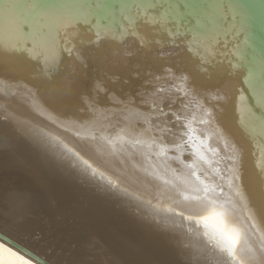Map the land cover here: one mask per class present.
<instances>
[{
  "label": "bare ground",
  "instance_id": "bare-ground-1",
  "mask_svg": "<svg viewBox=\"0 0 264 264\" xmlns=\"http://www.w3.org/2000/svg\"><path fill=\"white\" fill-rule=\"evenodd\" d=\"M64 47L66 52L64 55L62 54L56 58L46 59V61H43L39 57L38 59L37 57L30 56L21 58L22 61L20 63H22V67L13 62L9 63L16 68V71L25 70L29 72V69H31L34 72L39 71L44 75H48V81L50 82L49 87H51V91L56 93V96L52 97H57L58 100L62 98L64 108H66L65 113L67 115L88 118V113L91 112L80 100L90 95L95 97L91 108L98 115L103 111V113H105V111L109 112L108 114L112 115L114 119L104 115L102 120L103 123L109 124L107 128L101 129L98 125L99 131L95 129H84L81 130L77 136L70 131L75 124L70 122L68 117H64V114L59 116L60 118H55L57 114L55 109H51L50 111L39 109L40 107L33 105L30 101H28V103L24 101L26 96H22L15 92L4 93L2 92L3 87L0 86V112L6 115L7 118L8 116L16 115L18 121H20L17 123L21 125L23 128L22 130H28V136L34 139L39 147L57 156V165H53L52 160L51 164L49 163L45 166L46 168L49 169L54 166L61 170L64 169L62 173L58 169V173H61L60 176H62V178L59 176L57 180L61 179L62 185L61 188H55L53 185L56 179H53L54 177L50 178L51 176H49L52 174L50 172L51 170L46 171L42 170V168L40 169L39 165L41 163L39 164L38 161H36L35 165H32L35 167L31 169L28 168L29 170H27L28 172L26 171V173L39 182L42 181V178H45L48 181L47 185L43 184V189L40 188V190H38L37 188L39 185L35 184L36 186L32 188L34 193L32 195L33 197L31 196V203L25 209H21L17 203L9 199L10 191L7 193L8 189L7 191L4 190L5 193L0 197V203L2 205L0 209H4L5 212L4 210L0 212L4 217L0 216V223L2 226H5L13 219L17 230L26 228L27 225H32L35 229H39L38 226H40L45 230L51 229L58 224L63 225L67 223L70 225L72 223H78L81 226L74 227L72 229L74 232L69 235L64 234L65 232H60L58 237L63 238L66 236L68 240L78 243L82 242L87 245H81V247L74 251L71 250L73 256L71 259H68L63 255L64 253L56 257L53 254L45 253V250L42 251L41 249H37L35 247L36 241L30 243L27 241L28 244H26L24 240H19V238L16 237V233H10L8 231L9 234H7L5 232L6 227L1 231L10 237L13 236V239L54 264H80V261L81 264H111L108 261L110 256H115L114 258L121 264H234L231 257L226 253L221 252L218 248L213 250V246L207 244L209 236L219 239L211 221L208 226H205V224L199 220L194 222L188 221L187 219H182L173 212L162 210L163 208L171 207L175 209V212H181L182 210L187 215L207 214V210L210 208L209 205L190 199L186 200L185 197L199 194L197 190L195 192L193 189H197V186L202 185V182H214L213 189L224 183L220 172L218 171L219 174L214 172L218 162L215 161L214 155L212 156L205 146V142L209 144V142L213 143L215 140H218V133H216V131H210L214 130L212 128L209 129L210 135L204 133L198 129L201 126V124L198 123L202 116L212 118L217 116L218 118L217 114L209 116L208 111H210V106L207 104L209 101H206L205 98L210 95H225L223 94L225 93V86L219 90H212L209 95L207 93L208 96L201 94L199 105L194 98L189 97V99L184 102L190 106L188 111H184V104L179 106L178 111L184 120L185 129L190 130L187 137L183 136L184 129H181L179 126L174 129L177 135L160 133L158 129L163 126L165 120H170L171 116L163 117L155 115L157 108L155 106L150 107L148 103V101L155 100L158 105L166 108L168 104L173 102L176 95L173 94L172 97L167 96V94L154 95V89L149 86V76L155 75L165 78L166 83L164 86H168L170 83L174 82L171 79V73H175L176 76H190L192 82L189 86V90H192L194 89L193 86H196L198 81L201 82L203 86L214 83L215 77L219 78V76L216 75L220 73L221 76L224 71L219 68L208 69L209 75L205 76L198 68V60H193L190 62L189 66L182 67L177 60L171 61L169 57H163L162 51L154 53L151 51L150 54L148 50L138 52L133 48L124 50L121 53L117 50H114V53H109L110 51H106L105 49L104 51L101 50V47L97 44H87L78 40L71 41V43L68 42L66 46L64 44L63 48ZM154 47V44L151 43L150 49ZM69 49H71V54L68 51ZM132 55L137 57L133 62L124 60ZM64 58H71L75 65H77V69L75 70L70 67L71 70L66 72L68 76L77 77L75 76L77 70L81 69V73L82 70H84L87 75H93L92 78L89 77V79H91L90 86L94 88L97 87V84L102 83L106 85L103 86L105 91L98 92L97 88H94L89 94L83 85V83L85 84L87 76L82 75L79 76L78 79L74 78L72 81L61 79L58 76L61 74V71L59 69H57V71L52 67H57L59 64L60 67L63 66L66 68L63 64L66 60ZM71 64L72 62L69 65ZM132 69H141L143 72L142 74L137 73V75H140L138 78H132L130 75H135L133 71H136ZM177 69H179V71H177ZM14 71L12 67L6 68V74L11 72L14 73ZM230 77H233V75H230ZM69 82H73V84H69ZM120 82L123 83L121 84ZM0 84L2 85L1 80ZM190 87H192V89ZM67 88L69 91L73 92L69 95L60 93V89L67 91ZM140 98H143V102L137 103ZM128 100L133 101L131 108L124 106V103ZM44 103L54 107L51 104L52 102L44 101ZM72 105L75 106L77 112L73 113V109H68ZM212 108L211 106V109ZM134 112H139L144 116L150 117L151 125L142 121L139 116L132 115ZM221 117L222 116L219 115L220 120H218V122L223 120ZM3 118H5V116ZM6 121L5 124L9 119L7 122ZM17 123H15V125ZM2 125L6 127V125ZM14 126L12 127L15 128ZM62 126H64V130ZM149 126H151V135L145 131ZM207 128H209V124L205 126L206 130H208ZM92 131L96 134H94V140L90 141ZM21 132L22 131L14 133L1 132L0 137L4 140H8V138H5L8 136L10 137L9 139L13 137V141L17 142L19 138L22 137V134H20ZM109 133L115 136V139L118 141L113 144L118 145H113L111 142L112 140L107 138ZM127 133H129V135H127ZM103 134H106V136H103ZM161 135L164 136L167 143L161 144L159 140L153 143L152 137H159ZM133 136H137L145 142L135 153L129 148ZM8 141L10 142V140ZM173 141H178L183 146L179 149L172 150L171 143ZM15 142H13V144ZM17 143L20 144L19 142ZM26 143L27 142H25V145L27 146ZM148 145H151V147L149 148ZM9 146L11 147V145ZM21 148L8 147L0 149V155L2 156L0 158L7 159L8 164L6 167L8 166L11 170L16 169L19 172H23V170L29 166L27 161H30L32 164L34 155L36 156L37 153L36 148L29 149L28 153L24 152ZM161 148L164 149L163 152L160 151ZM34 151L36 152L35 154ZM93 151L94 153H92ZM8 152L12 154L10 157L6 156V154H9ZM166 152L169 153V155L170 153L176 155L177 153L184 152L181 157L183 163L173 160L168 161L166 157L163 156ZM38 153H40V150ZM95 153H97V155ZM39 156L41 157L40 154ZM90 156L93 157V159H91ZM43 158L44 157H41V159ZM48 161L47 159L46 162L48 163ZM82 161H87L88 165H90L87 171L84 170L85 165ZM193 161H195V165L201 166L202 164L203 167H206L207 171L209 169L211 172H214L215 175L212 174V176H209L207 173L195 174L197 167L194 166L195 170L188 167V165L193 164ZM238 161L239 160L234 162ZM169 163H172V166H170ZM173 165L178 167V169H175L176 167ZM243 168L245 170L242 169L240 172L245 178H243L244 186L241 187V190L245 196L240 195L238 191H236L237 195L235 196L230 187L228 189L226 185H223L222 187L225 188L224 190L227 191V194L231 198L224 200V198L212 194V199L216 202V206L219 207L230 204L232 205L231 210L238 212V214L226 213L225 223L229 229H236L240 233L241 243L237 251L239 259L243 261V264H264L262 260V258H264V249L260 246L262 240L257 238L255 230L252 228V231H248V234L242 233L240 225H237L234 223L235 220H232L233 218L241 217L248 223L254 219V221L257 220V222H261V227H264V218L260 207H258L260 206V202L258 199H253L256 190L258 191L257 184L262 182L260 181V175H253V169L255 168L253 167L252 161L248 159ZM143 169L149 170L150 174L145 173ZM52 170H54V168ZM161 171L164 172L165 177H163V179H173L174 177L177 178L180 183H176L177 185L172 184L171 187L168 186L169 184L166 185V183L165 186H162L163 184L161 183L164 182L163 180L154 179L155 173ZM172 173L178 177L171 175ZM182 173H184L183 176H181ZM197 177H199V179H197ZM34 183L36 182L31 183V181H29L26 185L30 187L34 186ZM40 184H42V182H40ZM255 184L257 189L255 188ZM178 185L180 187H178ZM188 185L190 186L188 187ZM138 186L143 190L151 189V191L166 198L169 202H151L150 196L138 190L136 188ZM69 187L77 188L82 199L72 197L64 192V190H68ZM14 189H16V187ZM184 189H187V191H179ZM190 191L192 193H190ZM251 194L252 196L250 197ZM90 207H93L95 211L89 212L88 209ZM247 207H249L251 213L248 212ZM261 208L264 210V203ZM24 211L25 214L26 212H30L35 216L37 212L44 213L46 216L51 214L60 216L65 211H69L70 214L67 219L64 215H62L59 220L50 219L48 220L49 225L44 227L39 225L34 218L29 217L28 214L23 217L22 214ZM186 214L185 216H187ZM77 218L78 221H75ZM190 229L194 230V233ZM0 264H19V262L9 256L8 253L0 251Z\"/></svg>",
  "mask_w": 264,
  "mask_h": 264
},
{
  "label": "water",
  "instance_id": "water-1",
  "mask_svg": "<svg viewBox=\"0 0 264 264\" xmlns=\"http://www.w3.org/2000/svg\"><path fill=\"white\" fill-rule=\"evenodd\" d=\"M215 4H222L224 7L222 9L205 7ZM6 5L14 7L6 8ZM26 5L55 7L30 9L25 7ZM97 34L99 39H97ZM75 40L87 44H97L101 50L105 49L110 51L109 53H114V50L121 53L133 48L138 52L148 50L150 54L151 51L153 53L162 51L163 57H169L171 61L177 60L182 67L189 66L193 60H198L192 54L196 50L197 44L206 51L215 52V62L208 69L219 68L224 73L221 76L220 73L217 74L216 76L219 78L215 77L214 83L203 86L197 80V85L193 86L194 89L190 88L198 90L200 94L207 95L208 93L209 95L212 90H219L225 86V93H223L225 95H222L224 97L222 101L207 100L209 101L207 103L210 106L209 110L213 115L217 114L218 118L217 116L215 118L202 116L198 123L201 124L198 129L204 133L209 135L210 131L218 133V140L213 143L209 142V144L205 142V146L218 162L219 165H216L214 172L218 174L220 172L224 183L213 189L214 182H202V185H198L197 189L208 185L211 187L213 195L220 196L225 200L231 198L222 187L226 185V188H231L235 196L237 195L236 191L245 196L241 190L245 177L240 170H245L243 166L248 159L252 161L255 168L253 175H260V181H262L257 184L258 191L256 190L253 199L259 200L260 206L258 207H260L264 218V210L261 208L264 203V0H0V80L2 82L0 86L3 87L2 92H15L26 96L24 101L27 103L30 101L42 110L55 109L57 111L55 118L64 114V117H68V120L75 124L70 131L78 136L84 129L99 131V124L88 125L86 123L92 113H88V118L67 115L62 98L58 100L57 97H52L56 96V93L49 87L48 75L39 71L34 72L31 69L29 72L16 71V68L9 63L13 62L21 66V58L30 56L39 57L43 61L56 58L66 53L65 47L63 48L64 44L66 46V43ZM246 40L249 42L247 45L245 44ZM151 43L155 46L152 49H150ZM238 49L243 59L235 55ZM64 59L66 60L63 64L66 68L60 67L59 64V67H52L61 71V74L58 75L61 79L72 81L83 75L87 76L83 85L89 94L94 88H97L90 86L91 79L89 77L92 78L93 75H87L84 70L82 73L81 69H78L77 73L74 72L77 77L68 76L66 72L71 68L77 69V65L71 58ZM136 59L137 57L132 55L124 60L133 62ZM71 62L72 64L69 65ZM8 67H12L15 70L14 73L6 74ZM132 70H136L133 71L135 75H130L132 78H138L140 75L137 73L142 74L143 72L141 69ZM69 84H73V82H69ZM102 86L106 85L102 84ZM72 92L68 88L67 91L60 89L61 94L69 95ZM94 99L95 97L88 95L80 101L88 107L85 101L92 106ZM44 101L52 102L54 107L45 104ZM211 106L215 110L211 109ZM68 109H73V113L77 112L73 105ZM108 113L105 111L106 116L114 119ZM219 115L223 119L220 122H218ZM207 124H209L208 130L205 129ZM103 125L106 126L103 128L109 126L107 123H103ZM62 127L64 130V126ZM210 128L214 130L209 131ZM94 134L96 133L92 131L90 141L94 140ZM107 136L112 140V144L118 142L111 133ZM95 154L97 155V153ZM163 156L169 161L172 160L171 157L174 154L170 153L169 155L166 152ZM90 158L93 159L91 156ZM237 160L239 161L234 162ZM171 164L169 163L170 166H172ZM195 166L197 170L190 168L195 170V174L215 175L209 169L207 171L202 164ZM143 170L150 174L149 170ZM171 175L178 177L173 173ZM183 175L184 173L181 176ZM163 177H165L164 172L161 171L155 173L154 179L163 180L162 186H165V183L169 184V187L172 184L180 183L177 178H168L166 181ZM178 187L180 186L178 185ZM136 188L150 196L151 202L167 201L166 198L157 195L151 189L143 190L139 186ZM197 189L193 190L196 192ZM179 191H187V189ZM190 193L192 192L190 191ZM231 206L230 204L223 205L226 213L238 214L231 210ZM239 208L241 209V207ZM247 209L251 213L249 207ZM232 220L240 225L242 233L248 234V231H252L253 228L257 238L264 239V227H261V222L253 219L247 223L241 217ZM190 230L194 233V230ZM0 245L29 260L30 264H54L1 230ZM262 260L264 261V258Z\"/></svg>",
  "mask_w": 264,
  "mask_h": 264
},
{
  "label": "snow or ice",
  "instance_id": "snow-or-ice-1",
  "mask_svg": "<svg viewBox=\"0 0 264 264\" xmlns=\"http://www.w3.org/2000/svg\"><path fill=\"white\" fill-rule=\"evenodd\" d=\"M14 7L13 5H6V8ZM27 8H37V7H55V6H39V5H26ZM205 7H211L215 9H222L224 5L222 4H215V5H209ZM229 7H231L229 5ZM97 39H99V35L97 34ZM249 42L246 40L245 44L247 45ZM196 50L192 53L199 61L198 68L202 74L205 76L209 75L208 68L215 62V55L216 53L213 51H206L202 46L196 45ZM191 51V48L189 49ZM71 54V49L68 50ZM240 57V59H243V56L240 54V50L238 49L236 54ZM54 68V66H53ZM179 71V69H177ZM171 79L174 81L173 83H170L168 86H164L166 81L165 78L160 76H149L148 82L149 86L154 89V95H162L167 94V96L172 97L173 94L175 95V99L171 104H168L167 107H162L157 104L155 100L148 101L149 106H155L157 108V112L155 115L157 116H163V117H169L171 116L170 120H165L162 127L158 129V131L162 134H172L177 135V133L174 131V129L179 126L181 129H184L183 136L187 137L189 135L188 129H185L184 120L182 118V115L178 111L179 106L181 104H184V111H188L189 105L185 104L184 102L189 99V97H192L196 100V103L200 104L201 94L198 90H189V86L191 84L190 76H176L175 73H171ZM160 85V86H157ZM97 90L98 92H104L105 89L101 84H97ZM207 100L211 101H222L224 99L223 96H208L205 98ZM143 102V98H140L137 103ZM86 104H88V110L92 113V118H90L86 123L88 125H97L99 124L100 127L103 129V120L102 117L105 115V113L101 112L99 115L91 108V104L85 101ZM124 103V102H122ZM133 104L132 100H128L126 103H124L125 107L131 108V105ZM209 116L212 115V112L209 111ZM132 115L139 116V118L144 121L145 123L151 125V118L144 116L143 114L139 112H134ZM138 130V129H137ZM148 134L151 135V126H149L145 130ZM153 143H155L157 140H159V143L165 144L167 141L164 139V136L161 135L159 137H152ZM145 142L142 141L139 137L133 136L132 140L129 144L130 150L135 153L138 148L143 145ZM183 145L178 141H173L171 143V149H179ZM150 148L151 145H148ZM161 152L164 151L163 148L160 149ZM150 155V153H149ZM182 153H177L171 159L173 161H179L180 163H183V160L181 159ZM82 163L85 165V171H87L90 168V165H88L87 161H82ZM195 161H193V164L188 165L189 168H194ZM94 175V173H93ZM199 179V177H197ZM197 192L199 194L191 196V197H185L186 200H192L196 202H201L206 205H209L210 208L207 210V214L204 215H197V214H189L185 216V212H175V209L171 207L163 208V211L166 212H173L176 215H179L182 219H187L188 221H201L205 224V226H208L209 222L211 221L214 225L217 235L219 239H216L213 236L208 237L207 244H211L213 246V250L218 248L221 252L226 253L229 257H231L234 264H243V261L239 259L237 256V251L239 248V245L241 243V236L238 230L236 229H229L225 223V216L226 212L223 208V206H216V202L212 199V189L208 185H204L202 188L197 189ZM9 199L13 202L17 203L21 209H25L30 203H31V193L27 191H13L9 193ZM261 246L264 248V239L261 241ZM0 251L8 253L9 256L13 257L14 260L18 261L19 264H30L29 260L24 259L23 257L17 255L14 252H11L10 249L5 248L3 245H0Z\"/></svg>",
  "mask_w": 264,
  "mask_h": 264
},
{
  "label": "rangeland",
  "instance_id": "rangeland-1",
  "mask_svg": "<svg viewBox=\"0 0 264 264\" xmlns=\"http://www.w3.org/2000/svg\"><path fill=\"white\" fill-rule=\"evenodd\" d=\"M0 128H1V130H0V133L1 132H6V133H14V132H17V131H22L20 134H22L21 136L22 137H20L19 138V141H17V142H19L20 144H18L17 142H15V141H13V137H11V139H9L10 137L8 136V137H5V138H8V140H10V142L8 141V140H4V139H2L1 137H0V149L2 148H21L22 146V150H24V152H29L28 150L29 149H31V148H36V152L34 151V154L36 153V156L34 155V162L32 161V164H31V162L30 161H27V163H29V166H25L26 168L23 170V172H19V171H17L16 169H13V170H11V169H9V167L7 166L6 167V165L8 164L7 163V159L6 158H0V197L2 196V194H4L5 192H4V190H6L7 191V189H8V192L7 193H9V191L10 192H13V191H26L27 189V192H29V193H31V196L33 195V193H34V191L32 190V188L33 187H35L37 184L39 185L38 186V190H40V188L41 189H43V187H44V185L43 184H46L47 185V180L45 179V178H42V181H40V182H42V184H40V182L37 180V179H34L31 175H29L28 173H26V171L27 170H29V169H31L32 167H35V166H32L33 164L35 165V162L36 161H38V163L40 164L39 165V168L41 169L42 168V170H46V171H50L52 174L51 175H49V176H51L50 178H52V177H54L53 179H56L55 180V182H54V187L55 188H61V185H62V183H61V179H58L57 180V178H59V176H60V174L64 171V169H60V168H56V167H54V166H52V167H50L49 169L48 168H46L45 166L47 165V164H51V161H52V164L53 165H57V156L55 155V154H53V153H51V152H49L48 150H43L41 147H39L38 145H37V142H35L34 141V139H32V138H30L29 136H28V134H29V131L28 130H22L23 128L21 127V125L19 124V123H17V122H20V121H18V117L16 116V115H13V116H8V118L6 117V115H3V113L2 112H0ZM5 116V118H3ZM15 118V119H14ZM3 119V120H2ZM8 119H9V121H8ZM8 122H7V121ZM2 121V122H1ZM5 121L7 122L6 124H5ZM16 121V122H15ZM15 123H17L16 125H15ZM2 124H4V125H6V127H7V125H8V127L6 128L5 126H3ZM11 124V125H10ZM15 125V126H14ZM2 126V127H1ZM12 126H14L15 128H13ZM12 127V128H11ZM14 129V130H13ZM17 130V131H16ZM25 133V134H24ZM2 140H4V141H2ZM22 141V143H21V141ZM7 141V142H6ZM5 144H4V143ZM13 142H15L14 144H13ZM25 142H27L26 144H27V146L25 145ZM8 143H10V144H8ZM4 144V145H3ZM13 144V145H12ZM16 144V145H15ZM32 144V145H31ZM3 145V146H2ZM9 145H11V147L9 146ZM20 145V146H19ZM5 146H7V147H5ZM13 146V147H12ZM31 147V148H29V147ZM24 147H25V149H24ZM39 150H40V153H38L39 152ZM43 151V152H42ZM43 153V155H42V153ZM9 154L7 155L6 154V156L7 157H10L12 154L10 153V152H8ZM19 153V152H18ZM49 153V154H48ZM39 154L41 155V157H44L43 159H41V157L39 156ZM51 154H53V155H51ZM37 155H38V157H37ZM45 155V156H44ZM49 156V157H48ZM0 157H2L1 155H0ZM48 157V158H47ZM50 161H48V163L46 162V160L47 159ZM44 159H46V160H44ZM55 159V160H54ZM40 160V161H39ZM46 163H45V162ZM56 162V163H55ZM43 163V164H42ZM45 164V165H44ZM43 165V166H42ZM29 168V169H28ZM54 168V170H52ZM58 169H59V171L61 172V173H58L59 171H58ZM54 171V172H53ZM28 172V171H27ZM56 175H57V177H56ZM60 178H62V176H60ZM29 181H31V183H33V182H36V183H34V186H30L31 187V189H30V187H28L27 185H26V183L27 182H29ZM51 181H54V180H51ZM36 184V185H35ZM16 187V189H14ZM23 187V188H22ZM28 187V188H27ZM13 188V189H12ZM66 190V191H65ZM64 190V192H66L67 194H69V195H71L72 197H75V198H78V199H82L81 197H80V195H79V191L77 190V188H70L69 187V189L67 190V189H65ZM69 193H68V192ZM40 193H41V191H40ZM45 195V194H44ZM33 197V196H32ZM0 205H1V203H0ZM1 208H2V205L0 206ZM4 210V209H3ZM3 210L2 209H0V212H3ZM88 211L89 212H94L95 211V209L93 208V207H90L89 209H88ZM4 212H5V210H4ZM6 212H7V210H6ZM8 213V212H7ZM24 214V215H23ZM23 214H22V216L24 217V216H27V214H28V216L29 217H31V218H34L35 219V221L39 224V225H41V226H48L49 225V221L48 220H50V219H56V220H59L60 219V217L62 216V215H64V217H66V219L68 218V215L70 214L69 213V211H65V212H63L62 213V215H60V216H58V215H55V214H51V215H49V216H46V214H44V213H38L37 212V214H36V216L35 215H33V213H28V212H26V214H25V211L23 212ZM0 216H2L1 215V213H0ZM3 217V216H2ZM20 217V216H19ZM4 218V217H3ZM21 219V218H20ZM18 220H19V218H18ZM75 221H78V218L77 219H75ZM13 223V224H12ZM9 225V226H8ZM13 226H14V228H13ZM81 225L80 224H78V223H72V224H63V225H61V224H58L57 226H55V227H52L51 229H45V230H43L40 226H38V228L39 229H35L34 228V226H32V225H27V227L26 228H21V229H19V230H17L16 228H15V224H14V220L12 219V220H10L9 221V223L7 224V225H5V226H2V224L0 223V230H3L5 227V229L7 230H5V232L7 233V234H9V232L11 233V232H13V233H16V237H18L19 238V240L21 239V240H24L25 241V243L26 244H28V243H30V242H32V241H36V248L37 249H41L42 251L43 250H45L44 252L45 253H48V254H53L54 256H58V255H60V254H62V253H64L63 255H65V257L66 258H68V259H71L72 258V256H73V254L71 253V250H75V249H78L79 247H81V245L82 246H86L87 244H84V243H78V242H73V241H71V240H68V239H66V236L65 237H63V238H59L58 237V234L60 233V232H65L64 234H67V235H69L70 233H72V232H74V230H72L74 227L76 228V227H80ZM8 228V229H7ZM10 229V230H9ZM12 229V230H11ZM42 229V230H41ZM17 230V231H16ZM9 231V232H8ZM20 231V232H19ZM20 234H19V233ZM24 233V234H23ZM31 234V235H30ZM11 235V234H10ZM29 235V236H28ZM12 236V235H11ZM13 237V236H12ZM26 237V238H25ZM23 238V239H22ZM30 238V239H29ZM32 238V239H31ZM30 240V241H29ZM27 241H28V243H27ZM77 243H78V245H80V246H78L77 245ZM55 244V245H54ZM87 251V250H86ZM115 257V256H114ZM113 256L111 257H109V259H108V261L111 263V264H121V263H118V261H117V259H115ZM116 258H118V257H116ZM80 264H81V261H80Z\"/></svg>",
  "mask_w": 264,
  "mask_h": 264
}]
</instances>
